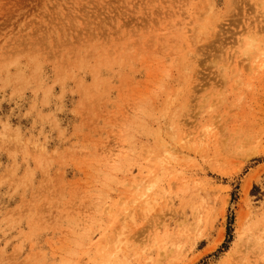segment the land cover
<instances>
[{
  "label": "rangeland",
  "instance_id": "374dc122",
  "mask_svg": "<svg viewBox=\"0 0 264 264\" xmlns=\"http://www.w3.org/2000/svg\"><path fill=\"white\" fill-rule=\"evenodd\" d=\"M0 264H264V0H0Z\"/></svg>",
  "mask_w": 264,
  "mask_h": 264
},
{
  "label": "trees",
  "instance_id": "16d2710c",
  "mask_svg": "<svg viewBox=\"0 0 264 264\" xmlns=\"http://www.w3.org/2000/svg\"><path fill=\"white\" fill-rule=\"evenodd\" d=\"M231 228H229V231H230ZM230 233V232H229Z\"/></svg>",
  "mask_w": 264,
  "mask_h": 264
}]
</instances>
